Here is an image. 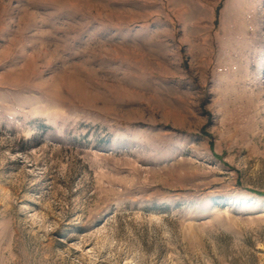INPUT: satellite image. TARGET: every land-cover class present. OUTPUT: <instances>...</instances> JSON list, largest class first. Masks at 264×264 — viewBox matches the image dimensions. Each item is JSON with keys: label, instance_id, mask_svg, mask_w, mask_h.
<instances>
[{"label": "rangeland", "instance_id": "obj_1", "mask_svg": "<svg viewBox=\"0 0 264 264\" xmlns=\"http://www.w3.org/2000/svg\"><path fill=\"white\" fill-rule=\"evenodd\" d=\"M0 264H264V0H0Z\"/></svg>", "mask_w": 264, "mask_h": 264}]
</instances>
